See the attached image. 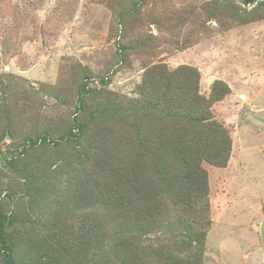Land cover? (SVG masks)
Segmentation results:
<instances>
[{
  "label": "rangeland",
  "instance_id": "obj_1",
  "mask_svg": "<svg viewBox=\"0 0 264 264\" xmlns=\"http://www.w3.org/2000/svg\"><path fill=\"white\" fill-rule=\"evenodd\" d=\"M159 69L231 141L200 199L131 130ZM0 221L16 264H264V0H0Z\"/></svg>",
  "mask_w": 264,
  "mask_h": 264
},
{
  "label": "trees",
  "instance_id": "obj_2",
  "mask_svg": "<svg viewBox=\"0 0 264 264\" xmlns=\"http://www.w3.org/2000/svg\"><path fill=\"white\" fill-rule=\"evenodd\" d=\"M153 73L160 75L143 90L142 99L133 104L129 114L133 119L131 130L139 145L140 141L147 144L154 155V166L161 163L160 182L166 192L187 201L200 199L207 192L201 161L224 166L231 148L229 135L213 119L207 102L196 93L197 73L161 69ZM76 125L83 128L81 123ZM4 224L0 221L6 263L16 264L12 246L5 240ZM185 231L198 245L203 244V232L192 226H186Z\"/></svg>",
  "mask_w": 264,
  "mask_h": 264
}]
</instances>
